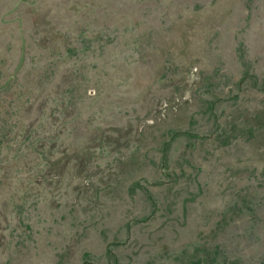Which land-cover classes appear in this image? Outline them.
<instances>
[{
    "label": "rangeland",
    "instance_id": "obj_1",
    "mask_svg": "<svg viewBox=\"0 0 264 264\" xmlns=\"http://www.w3.org/2000/svg\"><path fill=\"white\" fill-rule=\"evenodd\" d=\"M0 264H264V0H0Z\"/></svg>",
    "mask_w": 264,
    "mask_h": 264
}]
</instances>
